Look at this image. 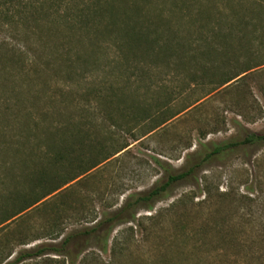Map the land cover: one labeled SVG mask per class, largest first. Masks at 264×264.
<instances>
[{"label":"rangeland","instance_id":"1","mask_svg":"<svg viewBox=\"0 0 264 264\" xmlns=\"http://www.w3.org/2000/svg\"><path fill=\"white\" fill-rule=\"evenodd\" d=\"M48 14L47 0H0V264H64L34 252L119 211L130 194L164 179L163 166L181 171L215 145L264 133V65L221 87L224 69H210L206 56L197 65L189 48L179 57L178 38L160 52L133 42L121 49L109 30L89 39ZM187 29L174 19L163 31L185 37ZM69 49L78 55L69 58ZM5 141L14 144L8 152ZM49 153L63 160L48 163ZM109 156L12 218L30 189L21 177L28 170L68 179ZM112 242L107 254L85 247L77 264H264V144L205 161L198 182L139 209ZM81 248L72 242L76 254ZM23 253L30 258L17 262Z\"/></svg>","mask_w":264,"mask_h":264},{"label":"trees","instance_id":"2","mask_svg":"<svg viewBox=\"0 0 264 264\" xmlns=\"http://www.w3.org/2000/svg\"><path fill=\"white\" fill-rule=\"evenodd\" d=\"M47 6L49 20L56 18L62 26L81 30L89 39L95 38L92 33L94 30L101 28L109 30L110 40L118 44L121 49H124L128 42L131 49L130 45L133 42L141 48L142 44L154 45L152 50L160 52L164 45L172 48L173 41L178 38L180 39L179 49H177L179 57L183 56L182 52L189 48V51L193 50L196 53L193 59L197 65L200 64L199 59L206 56L211 62L210 69H224L223 79L219 83L221 87L231 85L234 80V82L246 80L251 72L264 65L262 55L264 53V0H47ZM174 19L179 26L187 25L188 36L184 37L181 30L176 33L163 31L164 26L174 22ZM29 29L25 30V37L28 38H30ZM260 29L262 31L259 34ZM259 39H261L260 44H258ZM192 42L196 48L192 47ZM67 54L69 58L78 55L72 49H69ZM187 109L185 108L177 115ZM171 119L162 121L149 133L164 126ZM1 131L6 133V126L2 127ZM4 136L6 137V134ZM255 144H264V133H249L240 142L215 145L204 159L202 157L181 171L169 170L163 166L166 172L164 179L155 183L150 190L130 194L119 211L105 216L90 228L68 235L59 245L37 248L34 256L41 257L44 254L53 253L63 256L64 264L66 259L69 264H77L79 256L83 255L86 250L85 247L91 245H94L99 253L107 254L111 247L116 246V243L111 244L114 229L132 222L139 209L152 210L154 204L168 197L172 188L177 184L189 183L193 180L198 182L199 169L205 161L233 153L241 145ZM13 146L14 144L5 141L3 151L8 152ZM111 157L92 163L81 173L74 174L68 179H62L59 174L57 176L47 175L41 169L28 170L21 177L26 178L31 186L25 194L20 196L24 204L12 218L96 169ZM44 159L48 163L60 164L63 156L59 153H49L44 156ZM75 161L81 162L79 155L75 157ZM155 162L162 166L160 160L155 159ZM43 189L46 190L42 191ZM182 203L184 199L176 202L173 208H177ZM77 240L82 247L77 252L78 254L71 249L72 242ZM27 257L30 258V253H23L17 258V262ZM7 264L15 263L8 262Z\"/></svg>","mask_w":264,"mask_h":264}]
</instances>
